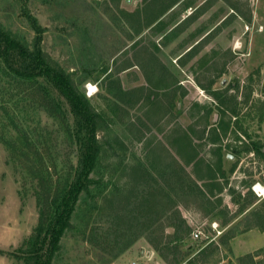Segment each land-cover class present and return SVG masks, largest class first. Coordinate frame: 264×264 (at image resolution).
Wrapping results in <instances>:
<instances>
[{"label": "rangeland", "instance_id": "rangeland-1", "mask_svg": "<svg viewBox=\"0 0 264 264\" xmlns=\"http://www.w3.org/2000/svg\"><path fill=\"white\" fill-rule=\"evenodd\" d=\"M0 30L31 49L41 36L42 52L100 115L92 197L78 204L53 264H175L187 255L186 264L205 248L208 261L197 264H264V227L246 226L264 206L253 191L264 187V0H0ZM117 80L134 91L124 102ZM52 89L17 77L0 59V251L29 239L47 181L77 164L69 131L47 108ZM176 163L185 175L174 176ZM137 184L153 194V221L163 205L170 210L147 233L135 228L138 240L113 258L118 248L104 240L113 217L96 194L117 204ZM239 194L252 199L244 210ZM134 206L126 202L121 214L134 218ZM174 215L191 229L180 254ZM0 264L22 261L0 253Z\"/></svg>", "mask_w": 264, "mask_h": 264}, {"label": "trees", "instance_id": "trees-1", "mask_svg": "<svg viewBox=\"0 0 264 264\" xmlns=\"http://www.w3.org/2000/svg\"><path fill=\"white\" fill-rule=\"evenodd\" d=\"M28 19L34 30L40 33L41 30L35 18L29 16ZM40 43L41 36L38 37L36 44L31 49L8 33L0 30V59L14 75L21 79L32 82L43 80L51 84L52 93L50 94V91H47L45 97L50 102L47 108L52 116L58 117L64 122L70 133V139L77 146L78 159L72 171L65 176H61L55 182L51 178L47 181V184L51 182V186L46 185V196L39 200L38 225L29 239L24 241L23 245L15 251H0L2 254L21 259L22 264H53L54 257L60 249V243L64 235L68 230L70 231L74 228L72 222L78 209V204L82 199L92 197L91 186L94 184L92 176L98 167L100 158H102L101 147L97 138L100 115L85 94L79 90L71 78L72 75L65 73L63 69L50 62V59L46 57L47 55L42 52ZM115 84L118 88L116 98L124 102V97L128 93L123 91L120 81L117 80ZM176 167L180 170L174 176L186 174L184 168L178 163H176ZM138 168L143 169L144 167L140 165ZM140 173L143 174L140 175ZM140 173L137 176V181L147 175L145 170ZM138 185H136L134 190V196H131L132 193L130 194V191L127 194L123 192V197L117 200V204L113 199H109L108 195L102 194L101 191L96 194V196H102L103 210L108 212L106 214L107 219L113 217V223H111L108 230L111 234L106 233V238H104L108 247L118 248L113 258H117L138 240L139 236L135 233V228L140 227L143 233H147L154 227L155 222L161 220L163 215L168 214L170 210L166 205H163L162 208L159 206L164 214L162 218L153 221L155 219L153 213L157 212L156 205L152 197H150L153 194H150L149 190L145 191V187L141 190ZM195 186H197L196 188L203 196L204 193L199 185ZM238 197L240 201L244 202L241 207L242 210L246 209L252 201L250 198L242 197L241 194ZM126 202L129 206L136 204L132 209L133 212L136 211L137 213L134 218L131 217L129 219L124 214L126 210L124 211L123 209ZM122 211H124L123 214H121ZM250 216L258 217L259 220L248 221V224H246L248 230L253 226H256V228L264 227V206L262 209L252 211ZM169 226L174 228L173 241L176 243L178 252L181 246L180 243L184 242L185 236L190 233L191 229L185 219L175 215L170 219ZM93 235H95L94 232ZM111 236L112 238H110ZM94 237L90 235L88 239L89 242L91 240L90 244L96 240ZM107 238L109 241H107ZM147 240L165 258L163 249L159 247L157 241L152 239L151 236H148ZM191 248V246L188 247L189 250ZM208 253L209 249L205 248L199 253V259H190L186 264H197L199 261L206 263L208 261L206 260L209 256ZM187 258L186 255L181 260H175V264H180Z\"/></svg>", "mask_w": 264, "mask_h": 264}, {"label": "built area", "instance_id": "built-area-1", "mask_svg": "<svg viewBox=\"0 0 264 264\" xmlns=\"http://www.w3.org/2000/svg\"><path fill=\"white\" fill-rule=\"evenodd\" d=\"M258 185H259V184H258ZM258 185H255V186L253 187V191L255 192V194H256L258 197H260V196H263V195H264V194H261V193H262L261 190H262V189L264 190V187H262L261 185H259L260 188H257ZM261 188H262V189H261ZM213 227H214V229L216 230L217 234L220 235V234H221V231H220V230H217V228H218L217 223H215V224L213 225ZM191 235H192L193 239H195V240L201 239L202 231H201L200 228H196V229L193 231V233H192ZM134 264H137V263H134ZM220 264H221V263H220Z\"/></svg>", "mask_w": 264, "mask_h": 264}, {"label": "bare ground", "instance_id": "bare-ground-1", "mask_svg": "<svg viewBox=\"0 0 264 264\" xmlns=\"http://www.w3.org/2000/svg\"><path fill=\"white\" fill-rule=\"evenodd\" d=\"M90 89H91V92H94V90H95L94 88H92V86L90 87ZM257 188H260V186H257ZM261 189H262V188H261ZM261 191H262L261 194H264V190L262 189Z\"/></svg>", "mask_w": 264, "mask_h": 264}, {"label": "crops", "instance_id": "crops-1", "mask_svg": "<svg viewBox=\"0 0 264 264\" xmlns=\"http://www.w3.org/2000/svg\"><path fill=\"white\" fill-rule=\"evenodd\" d=\"M132 67L134 68V66ZM124 92L128 93L127 96L130 95L131 92L134 93V91H124Z\"/></svg>", "mask_w": 264, "mask_h": 264}]
</instances>
